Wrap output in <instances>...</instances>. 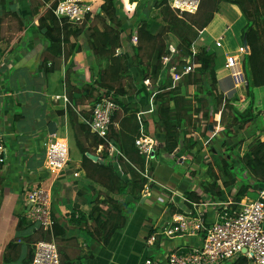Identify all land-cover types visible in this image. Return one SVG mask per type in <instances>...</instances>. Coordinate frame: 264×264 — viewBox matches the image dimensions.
<instances>
[{
  "label": "crops",
  "instance_id": "crops-1",
  "mask_svg": "<svg viewBox=\"0 0 264 264\" xmlns=\"http://www.w3.org/2000/svg\"><path fill=\"white\" fill-rule=\"evenodd\" d=\"M31 1L0 0V134L4 136L7 147V160L0 166V264H31L35 244L33 240L37 236L38 227L27 218L29 205L26 194L35 187H43L50 192L53 221L64 231L63 235L57 237L53 231L61 264H145L148 258L164 255L171 247L201 246L202 238L199 235L159 238L152 248L147 242L157 224L179 210L174 206H171V210L167 207L168 195L160 186L188 199V193L196 192L201 197V202L213 200L237 203L234 200L237 190L226 195L225 200L208 196L203 190L208 180L206 167L213 164L209 144L211 140L221 137L228 126L229 112L220 109L216 113L214 120L218 125L211 127L204 139L199 137L195 158L190 157L184 147H178L168 155L163 148L164 135L155 121L157 105L154 96L147 92L144 83H140V68L130 66L132 79L128 81L129 86L136 88L124 102L137 110L136 120L133 122L139 127L138 137L147 134L158 140L157 151L149 164L156 184H149L150 195L142 194L141 201L129 211L125 229L115 233L108 245H102L90 237L92 221L89 215L93 209L91 202L98 196L103 200L109 194L86 179L81 154L71 160L70 138H75V132L70 127L68 117V110L72 108L80 122L88 120L94 108L93 100L100 93L95 90L90 95L89 91L90 97L82 93L97 81L100 71L106 66L105 62L95 56L89 40V28L93 23H98L96 14L100 12V8L83 23L85 26L81 34L73 39L74 51L65 61L58 49L51 48L43 32L38 30ZM161 2L115 0L117 15L122 24L119 30L122 46L117 49L118 55L126 54L130 58L129 44L135 46L132 41L142 23L149 25L153 35L160 32L165 25L159 8ZM235 2L236 0H203L197 11L198 18L203 22L210 14L211 17L202 31L193 29L195 38L190 52L192 57L200 50L213 54L218 94L244 101L247 97L246 83L235 88L225 67L228 56H237L243 64L246 51L247 19L240 5ZM240 2L246 12L258 13L264 19V0ZM41 12H45V6L41 8ZM173 12L176 14V11ZM178 16L183 18L179 12ZM98 27L102 29V23H98ZM128 37H132L131 43L127 41ZM217 43L220 47H217ZM165 45L167 49L174 47L177 50L180 41L173 34L167 33ZM242 45H245V51L236 54ZM192 57L183 62L185 65L196 66L195 69L199 68ZM180 74L181 80H184L185 74ZM164 80L172 81L173 87L181 83V80H172L169 70ZM182 93L195 99L196 87L185 86ZM64 96L68 98L69 104L64 103ZM119 127L116 124L118 130ZM123 131L130 134L132 130ZM251 132L252 129L240 131L238 135L245 136ZM189 137L190 135L186 138ZM256 137L264 142V135ZM79 138L86 147L90 146V139L86 141L81 136ZM54 140H67L70 152L67 168L56 177H52L46 170L45 163L46 144ZM229 143L231 144L230 141ZM247 144L248 141H245L241 156L245 153ZM71 147L73 152L77 149L75 143ZM92 150L99 157L103 147H93ZM117 169H121L120 165ZM120 176L128 182V178ZM112 197L126 200L122 196ZM247 200L251 199L243 197L241 202ZM177 203H180L179 200ZM167 210H170L169 213ZM203 210L205 217L214 219V210ZM21 220L26 223L20 229ZM31 224L34 227H29Z\"/></svg>",
  "mask_w": 264,
  "mask_h": 264
},
{
  "label": "trees",
  "instance_id": "trees-1",
  "mask_svg": "<svg viewBox=\"0 0 264 264\" xmlns=\"http://www.w3.org/2000/svg\"><path fill=\"white\" fill-rule=\"evenodd\" d=\"M59 1L32 0L31 2L37 17L38 30L43 32L51 48L58 49V53L67 61L74 51L73 39L81 34L85 25L79 28L77 25L58 20L53 11ZM161 1L159 8L165 25L158 34L153 35L149 30V25L142 23L137 31L135 46L129 44L130 58L126 54H117V49L122 46L119 32L122 24L117 15L115 0H104L100 6V12L96 14L97 22L102 23L103 28L100 29L98 23H93L89 28L90 48L100 61L106 63V66L100 71L97 81L82 93L87 96L89 91L90 95L95 90L100 92L99 96L93 100L94 106L103 99H110L119 106L120 111L116 112L112 118L107 141L114 143L123 157L109 158L107 141L92 135L87 125L79 121L74 110L72 108L68 110L70 127L75 132V145L82 156V168L86 179L109 194L103 200L98 196L91 202L93 209L89 215L92 221L90 237L102 245H108L115 233L125 229L129 211L141 201L142 194L149 185L148 180L144 179L134 168L143 169L144 159L135 147V140L139 136V127L133 122L136 120L137 110L124 102L125 98L136 88L129 86L128 81L132 79L130 66L140 68L141 84L146 80L151 82L152 89L149 94L154 96L157 105L155 121L164 135L163 148L168 155L176 148L184 147L187 154L195 158L196 148L200 143L199 137L204 139L209 134L210 127L218 125L214 120L216 113L220 109L229 112L228 126L222 132L221 137L211 140L209 144L213 164L206 167L208 180L203 186L208 196H216L225 200L226 195L237 190L234 198L237 203L241 202L243 197H249L254 193H257L255 198L257 199L260 193L253 187L264 183V142L256 137L264 135V19L258 13L246 12L240 0H236L235 3L240 5L247 19L246 51L242 64L247 97L241 101L237 97L230 98L218 94L217 77L213 69L215 63L213 54L200 50L192 57L190 52L192 41L195 38L193 29L202 31L211 14L203 22L199 20L197 12L185 13L181 15L183 18H179L178 11L171 8L167 0ZM44 6L45 12H41ZM173 11H176V14ZM167 33L176 36L180 45L177 49L178 54L173 56L168 67H164L163 59L170 54L165 45ZM131 39L132 37H128L127 41L131 43ZM191 57L199 68L186 73L185 79L181 80L177 87H173L172 81L164 80L171 66H176L178 72L184 74L185 62L183 60ZM191 85L196 87L195 99L186 97L182 93V88ZM116 124L120 126L119 130ZM124 129L128 132L132 131L130 134H125ZM250 129L253 132L245 135L246 137L238 135L240 131ZM188 135L190 139L186 138ZM80 136L86 141L91 140L89 147L80 141L82 140ZM245 141H248V144L245 153L241 156ZM100 146L103 147L102 155H99L102 162L94 161L91 157H96V153L92 149ZM118 165H120V170L117 169ZM120 174L128 178V182L121 178ZM240 176L245 177L243 180L246 181L240 182ZM36 188L39 187L34 189ZM32 190L26 194L27 198ZM113 195L126 197V200H117L112 197ZM188 196L199 203L202 201L196 192H190ZM25 223L24 220L20 221V229L25 226ZM29 227L34 226L31 224ZM53 231L56 237L64 234L56 223ZM36 233L37 236L35 235L33 243L51 239V236L45 234L41 228H38ZM33 256L34 251L31 263ZM231 264H248V262L245 258H239Z\"/></svg>",
  "mask_w": 264,
  "mask_h": 264
},
{
  "label": "built area",
  "instance_id": "built-area-1",
  "mask_svg": "<svg viewBox=\"0 0 264 264\" xmlns=\"http://www.w3.org/2000/svg\"><path fill=\"white\" fill-rule=\"evenodd\" d=\"M104 0H60L53 13L60 21L80 26L87 17L95 15ZM169 6L183 15L197 12L203 0H167ZM100 11V9H99ZM137 41L136 36L133 43ZM220 47V44H216ZM168 56L163 59V66L168 67L173 56L178 54L174 47H169ZM184 61V60H183ZM225 67L230 73L234 87L246 83L242 64L237 56L226 57ZM196 66L185 65L184 74L192 72ZM172 80L179 82L181 74L176 66L168 68ZM148 93L151 92L150 80L144 82ZM65 104L68 98L63 97ZM120 111L119 106L110 99H104L96 104L91 116L83 122L92 135L107 141L112 118ZM108 155L111 158L123 157L114 143L108 142ZM138 154L144 159V168L137 169L138 173L149 184H156L153 179L150 162L157 151L158 140L151 135L144 134L135 140ZM67 140H54L46 144V170L52 177L60 175L70 161ZM100 161L101 158L98 157ZM7 160V147L4 136L0 134V165ZM168 198L167 207L179 208L169 217L157 224L147 244L154 247L159 238H176L183 236H201L202 244L199 247L167 249L164 255L145 260V264H231L239 258H245L249 264H264V194L260 193L256 200H247L239 203L204 201L193 202L180 196L165 186H160ZM150 195L149 185L143 192ZM179 200V204L177 201ZM27 203L31 206L27 218L41 228L45 234L51 236L50 241H38L34 244V256L31 264H61L59 248L53 239L54 221L52 218V198L48 189L36 188L29 193ZM203 208H211L214 219L205 217ZM169 210V211H170ZM203 210V211H202ZM167 210V212L169 213Z\"/></svg>",
  "mask_w": 264,
  "mask_h": 264
},
{
  "label": "rangeland",
  "instance_id": "rangeland-1",
  "mask_svg": "<svg viewBox=\"0 0 264 264\" xmlns=\"http://www.w3.org/2000/svg\"><path fill=\"white\" fill-rule=\"evenodd\" d=\"M239 8H240V7H239ZM219 17H220V16H219ZM243 20H244V19H243ZM223 21H225V20L223 19ZM210 23H211V22H210ZM224 26H225V25H224ZM210 30H211V29H210ZM211 31H212V30H211ZM224 41H225V40H222V42H224ZM242 51H245V45H242L236 54L241 53ZM232 55H235V54H232ZM71 141H72V142H71ZM72 143H75V138H70V145H71V146H72ZM71 146H70V148H71V160H75L78 156H80V153L78 152L77 149H74V152H73V150H72L73 147H71ZM179 168H180V167H179ZM243 179H245V177L240 176V179H239V180L245 182L246 180H243ZM256 196H257V193L250 194V195H249V198H250L251 200H256V199H255ZM132 208H133V207H132ZM132 208H131V209H132Z\"/></svg>",
  "mask_w": 264,
  "mask_h": 264
},
{
  "label": "water",
  "instance_id": "water-1",
  "mask_svg": "<svg viewBox=\"0 0 264 264\" xmlns=\"http://www.w3.org/2000/svg\"><path fill=\"white\" fill-rule=\"evenodd\" d=\"M210 130H211V127H210ZM89 157H91V156H89ZM91 159H93L94 161H100L97 157H91ZM100 162H102V161H100ZM253 189L255 191H258L259 193L263 192V194H264V183L254 185ZM30 207L31 206H29V208Z\"/></svg>",
  "mask_w": 264,
  "mask_h": 264
}]
</instances>
